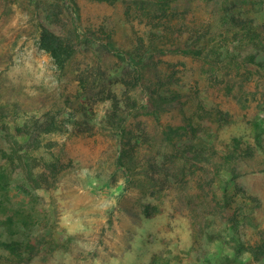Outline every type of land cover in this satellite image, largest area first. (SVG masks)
<instances>
[{
  "label": "rangeland",
  "instance_id": "rangeland-1",
  "mask_svg": "<svg viewBox=\"0 0 264 264\" xmlns=\"http://www.w3.org/2000/svg\"><path fill=\"white\" fill-rule=\"evenodd\" d=\"M263 237L264 0H0V264H264Z\"/></svg>",
  "mask_w": 264,
  "mask_h": 264
},
{
  "label": "trees",
  "instance_id": "trees-1",
  "mask_svg": "<svg viewBox=\"0 0 264 264\" xmlns=\"http://www.w3.org/2000/svg\"><path fill=\"white\" fill-rule=\"evenodd\" d=\"M63 38L55 32L43 27L40 32L41 47L46 50L58 66H62L70 57L72 50L65 46ZM260 253H264V237L260 239L257 247Z\"/></svg>",
  "mask_w": 264,
  "mask_h": 264
}]
</instances>
